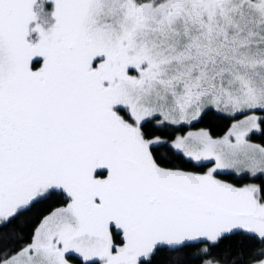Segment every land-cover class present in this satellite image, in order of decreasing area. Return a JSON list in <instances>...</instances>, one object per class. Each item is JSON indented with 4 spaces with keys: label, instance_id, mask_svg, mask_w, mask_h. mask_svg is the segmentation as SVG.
Masks as SVG:
<instances>
[{
    "label": "snow or ice",
    "instance_id": "6c2138e0",
    "mask_svg": "<svg viewBox=\"0 0 264 264\" xmlns=\"http://www.w3.org/2000/svg\"><path fill=\"white\" fill-rule=\"evenodd\" d=\"M0 264H264V0H0Z\"/></svg>",
    "mask_w": 264,
    "mask_h": 264
}]
</instances>
